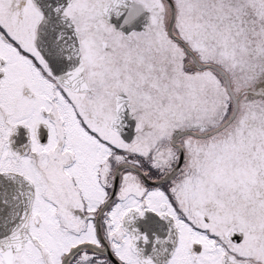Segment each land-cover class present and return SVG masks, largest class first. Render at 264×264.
I'll return each mask as SVG.
<instances>
[{
	"label": "snow or ice",
	"instance_id": "1",
	"mask_svg": "<svg viewBox=\"0 0 264 264\" xmlns=\"http://www.w3.org/2000/svg\"><path fill=\"white\" fill-rule=\"evenodd\" d=\"M0 264H264V0H0Z\"/></svg>",
	"mask_w": 264,
	"mask_h": 264
}]
</instances>
